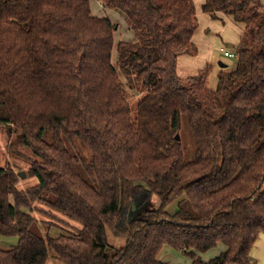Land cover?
<instances>
[{"label": "trees", "instance_id": "1", "mask_svg": "<svg viewBox=\"0 0 264 264\" xmlns=\"http://www.w3.org/2000/svg\"><path fill=\"white\" fill-rule=\"evenodd\" d=\"M101 3L125 15L133 41L116 44L117 25L90 0H0V124L32 150L38 179L23 190L0 167V264H167L165 246L192 264H252L264 234V4L201 6L244 29L236 68L210 88V65L187 78L176 71L180 55L198 52L195 0ZM129 89L140 94L135 107ZM154 196L159 208L138 213ZM36 202L81 228L35 234ZM111 239L125 242L110 252ZM219 244L227 251L203 261Z\"/></svg>", "mask_w": 264, "mask_h": 264}, {"label": "rangeland", "instance_id": "2", "mask_svg": "<svg viewBox=\"0 0 264 264\" xmlns=\"http://www.w3.org/2000/svg\"><path fill=\"white\" fill-rule=\"evenodd\" d=\"M93 14L99 17H107L117 25V33H116V44L119 41H133L135 39V33L132 29L129 28L125 21V15L119 10H112L110 8H106L101 3V0H90ZM264 4V0H261ZM205 0H195L197 4V17L199 19V33L204 31V35L208 36L209 42H207L206 46L203 47V56L205 54L212 53L211 60L209 61V65L211 67L210 75L208 78L207 85L210 88H215L218 83V76L221 72L228 73L233 71L237 66L236 58L226 57L224 51H222L221 47L226 46V43H229V46L226 50L232 51L234 46L239 43V36L241 32L239 31V27L241 24L235 25L234 23H226L224 25L223 22H217L215 20H211V18L204 14L201 10V5ZM224 14V13H220ZM226 15V14H225ZM242 26V25H241ZM201 30V31H200ZM114 64H116V52L113 54ZM225 67H222L221 65ZM124 81L125 77L123 76ZM127 83V82H126ZM129 99L133 107L139 101L140 94L136 90L129 89ZM182 124L180 129V138L181 142L184 146L185 159L187 161H191L195 158V143L193 136L190 132V129L187 124L186 118L182 117ZM17 134L14 132L13 128L8 125L0 124V167H11L19 174V188L27 189L31 186H34L38 183V179L35 177H31L30 175V167L36 157L32 153L30 148H27L19 143L17 140ZM21 173H25V176H21ZM182 199L176 200L173 204L168 207V211L175 212L177 205ZM38 210H42L43 212H35L34 215L39 219V223L34 225L31 230L41 236H52L56 237L61 233H66L67 231L75 232L77 229L81 228V225L78 223L69 220L65 216L52 211L46 204L36 202L35 203ZM160 206V202L157 196H154L150 202L144 207H142L138 213H142L144 209L152 210L157 209ZM137 213V215H138ZM42 222V223H40ZM112 240V239H111ZM119 243H116L112 240V247L109 251L115 250L118 246L123 245L125 240H118ZM17 243V239L15 240H1V244L4 246H11ZM167 249H170V252H167ZM176 253L175 257L173 253ZM159 259L163 263L167 264H186L190 261V258L182 251L175 250L174 248H164L159 255ZM47 264H63L57 260L50 259Z\"/></svg>", "mask_w": 264, "mask_h": 264}, {"label": "crops", "instance_id": "3", "mask_svg": "<svg viewBox=\"0 0 264 264\" xmlns=\"http://www.w3.org/2000/svg\"><path fill=\"white\" fill-rule=\"evenodd\" d=\"M202 12L204 14L208 15L211 18V20H215L217 22L221 21L224 23V25H226L227 22L228 23H234L235 25H237L231 19V17H229L225 14H220L221 12H218L219 19H213L209 14L205 13L204 11H202ZM198 21H199V19H198ZM239 31L241 32V34L244 31V29L241 25L239 27ZM240 36H239V38H240ZM209 39L210 38L208 36L204 35V31L199 33V27H198V29L196 30V33L193 37V43L195 44V46L198 49L197 54L191 55L189 53H184L178 57L176 71H177V74L181 78H187L189 76L196 75L201 70H203L207 65H209V61L211 60L212 53L209 52V54L207 53L203 56V53H204L203 47L206 46L207 42H209ZM225 45L226 46H223V47H225L227 49V47L229 46V43H226ZM236 46H234V47H236ZM228 51H230V50L228 49ZM232 51H234V50H232ZM164 248H169V247L165 246ZM164 248L162 250H164ZM225 251H227V247L223 244H219L217 247L212 248L211 250H209L207 252L199 253V255L201 256L203 261L209 262L210 260L220 256ZM167 252H170V249H167ZM173 254L175 257L176 253H173ZM251 260H252V264H264V234H261L260 237L258 238V240L256 241V243H255V245L251 251ZM186 264H192L191 259Z\"/></svg>", "mask_w": 264, "mask_h": 264}, {"label": "built area", "instance_id": "4", "mask_svg": "<svg viewBox=\"0 0 264 264\" xmlns=\"http://www.w3.org/2000/svg\"><path fill=\"white\" fill-rule=\"evenodd\" d=\"M221 49H222V51H224V54H225L226 57H229V58H232V59L233 58H237V55H236V53L234 51H228V50H226L225 47H222Z\"/></svg>", "mask_w": 264, "mask_h": 264}, {"label": "water", "instance_id": "5", "mask_svg": "<svg viewBox=\"0 0 264 264\" xmlns=\"http://www.w3.org/2000/svg\"><path fill=\"white\" fill-rule=\"evenodd\" d=\"M222 67H225L223 64L221 65ZM179 139V138H178ZM21 176H25V173H21L20 174ZM136 210V206L135 204L133 203L132 205V212H134ZM135 219V216L134 215H129V218H128V222H132L133 220Z\"/></svg>", "mask_w": 264, "mask_h": 264}]
</instances>
